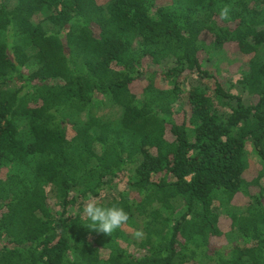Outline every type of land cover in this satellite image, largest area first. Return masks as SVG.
<instances>
[{
    "label": "trees",
    "instance_id": "1",
    "mask_svg": "<svg viewBox=\"0 0 264 264\" xmlns=\"http://www.w3.org/2000/svg\"><path fill=\"white\" fill-rule=\"evenodd\" d=\"M0 170V264H264V0H0Z\"/></svg>",
    "mask_w": 264,
    "mask_h": 264
},
{
    "label": "rangeland",
    "instance_id": "2",
    "mask_svg": "<svg viewBox=\"0 0 264 264\" xmlns=\"http://www.w3.org/2000/svg\"><path fill=\"white\" fill-rule=\"evenodd\" d=\"M100 3H106L108 0H98ZM210 44V42H208ZM205 56V53L204 55ZM207 57V56H205ZM248 57L243 56L240 52H238L235 46H230L225 52L218 53L211 58V62H209L208 70L212 72H216L221 75V80L227 82L231 80L232 82L236 81L243 72L247 71L248 66ZM163 87H168L167 85L163 84ZM243 96L248 99L247 93H243ZM111 111L107 110V114ZM248 154L251 161V172L255 173L256 171L262 168L261 164L258 161V158L252 148L248 147ZM4 174V171L0 170V177ZM54 198L50 196V202L53 203ZM247 200V199H246ZM231 211L237 209L230 208ZM228 209H223L221 212L223 215H227ZM240 212V211H238ZM133 234V232H132ZM219 243H222L220 241Z\"/></svg>",
    "mask_w": 264,
    "mask_h": 264
},
{
    "label": "clouds",
    "instance_id": "3",
    "mask_svg": "<svg viewBox=\"0 0 264 264\" xmlns=\"http://www.w3.org/2000/svg\"><path fill=\"white\" fill-rule=\"evenodd\" d=\"M219 14L222 18L227 19L229 9L226 7ZM81 215L82 218L88 221L87 228L89 230L106 235H112L127 224L130 219L128 213L122 207L99 205L94 200L85 202ZM141 235L142 233L138 231L136 238Z\"/></svg>",
    "mask_w": 264,
    "mask_h": 264
}]
</instances>
